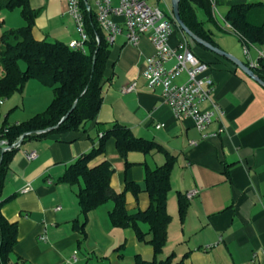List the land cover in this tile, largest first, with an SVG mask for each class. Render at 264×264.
<instances>
[{"label": "crops", "instance_id": "0c3cea01", "mask_svg": "<svg viewBox=\"0 0 264 264\" xmlns=\"http://www.w3.org/2000/svg\"><path fill=\"white\" fill-rule=\"evenodd\" d=\"M29 1L31 8L37 11L32 26L36 40L68 45L78 38L75 23L68 13L67 0ZM145 1L174 19L171 0ZM249 2L264 3V0H226L224 15L229 6ZM113 3L117 5L118 0ZM3 15L0 14V37L5 28L16 29L25 25L21 15L9 24L5 23ZM115 20L121 23L119 18ZM176 26L169 37L170 47L177 48L185 42L193 55L208 65V75L214 82L211 97L222 115L209 126L207 133L210 137L204 139L192 119L175 118L163 102L161 89H147L141 73L146 59L155 52L147 37L143 36L137 46H131L123 35L117 36L110 44L103 100L96 120L83 130L26 139L12 157L1 198H10L1 211L18 227L17 244L10 256L12 262L135 264L136 255L145 260L152 258V247L139 242L131 229L112 225L109 218L114 207L112 201L88 214L86 238L83 239L77 230L84 222L77 197L80 185L57 182L79 156L88 153L98 143L104 131L113 123H119L135 136L159 144L175 158L170 192L175 190L176 204H170L169 192L167 211L171 216L170 224L174 222L169 212L172 209L180 226L172 241L188 243L187 251L181 256L182 259L188 255L183 264H264V88L231 60L199 45ZM204 27L209 31L214 47L249 67L250 61L242 50L244 44L230 27L232 37L227 38L217 35L205 24ZM102 32L106 37L105 31ZM250 47L260 54L255 59L250 53L251 62L258 64V59L264 58V45ZM174 65V60L166 63L167 68ZM186 79L183 73L176 82L180 84ZM133 84L135 90L126 92L125 89ZM44 88L46 86L38 80L26 83L24 92L31 91L39 97L27 108L21 104L22 116L13 123L7 120L10 113L20 107L19 99L12 97L4 104L2 100L0 111L6 115L0 128L24 122L45 111L53 94L51 96ZM24 100L25 97L21 102ZM207 105L204 103L202 107ZM32 151L36 158L28 161L25 154ZM102 159L108 160L112 166L111 186L116 192L123 191L126 182L136 183L143 189L144 166L154 169L166 160L162 153L130 152L126 158L130 165L126 166L112 139L106 143L104 155L94 163ZM27 186L30 190L23 192ZM191 192L196 195L188 199L187 194ZM179 193L189 203L183 223L178 216ZM149 203L145 192L137 198L132 193L126 194V208L131 213L146 210ZM169 226L165 248L171 242ZM141 227L147 231L146 225ZM122 245L123 248L116 250ZM172 253L176 258L177 254Z\"/></svg>", "mask_w": 264, "mask_h": 264}, {"label": "trees", "instance_id": "16d2710c", "mask_svg": "<svg viewBox=\"0 0 264 264\" xmlns=\"http://www.w3.org/2000/svg\"><path fill=\"white\" fill-rule=\"evenodd\" d=\"M226 0H180V18L186 27L198 38L215 46L205 22L197 19L196 7L203 9L209 20L214 17V9L224 6ZM83 7L84 4H82ZM18 9L25 25L4 30L0 37V100H7L14 94L22 93L29 80H38L51 88L53 99L42 113L14 125H6L8 133L4 137L13 143L22 138H43L53 134L79 131L94 122L102 105V88L110 54V44L99 27L95 14L85 13V29L88 34L86 53H81L60 42L38 41L32 35L37 11L29 0H0V11ZM175 27L176 22L172 19ZM224 21L243 44L264 45V3L249 2L231 5L224 15ZM23 65V66H22ZM255 75L264 82V58L258 59V67L252 68ZM76 106L73 108V105ZM65 120L62 121V119ZM114 140L118 155L126 161L130 152L144 155L162 153L163 165L154 169L144 167V188L133 182H126L124 190L116 192L111 186L112 166L106 159L94 163L105 153L108 140ZM16 150L0 151V264H18L10 256L17 244L18 227L10 223L2 214V207L10 200H2L6 174ZM126 166L130 164L126 161ZM175 158L154 141L135 136L132 131L113 123L102 133L92 149L79 156L58 183L71 186L80 185L77 197L84 222L77 228L86 238L85 227L88 214L106 204L114 203L109 212L112 225L116 228L131 229L139 242L150 245L153 256L150 260L135 256V264H183V258L174 263L175 255L162 258L168 242V226L171 216L167 211L168 194L171 190V174ZM141 192L149 197V207L142 211L129 212L126 208V194L136 198ZM188 200L178 194V216L184 222ZM147 226L144 231L141 225ZM120 246L116 250L123 248Z\"/></svg>", "mask_w": 264, "mask_h": 264}, {"label": "built area", "instance_id": "2783aa9c", "mask_svg": "<svg viewBox=\"0 0 264 264\" xmlns=\"http://www.w3.org/2000/svg\"><path fill=\"white\" fill-rule=\"evenodd\" d=\"M84 4L85 7L82 6ZM68 13L73 19L78 38L71 41L70 48L86 53V43L89 39L85 29V13H94L101 30L106 33V40L113 44L116 37L123 35L126 43L137 46L140 39L146 36L154 47V54L146 59L141 76L146 81L149 91L161 89L162 98L177 119L190 118L196 128L202 133L204 139L210 137L207 133L213 121L220 119L222 111L212 100L214 82L208 75L209 67L198 60L188 49L185 42L177 48H171L169 37L174 31L175 25L159 8L152 7L145 0H118L114 5L113 0H67ZM115 18H119L121 23ZM244 54L250 68H257L258 64L251 62L250 46L244 44ZM175 61L172 68H167L166 63ZM187 79L183 83L176 80L181 74ZM126 92L135 90V84L125 89ZM208 103L203 108L202 104ZM2 104V100H0ZM221 132V130H220ZM8 133L7 127L0 128L1 153L19 149L22 138L13 143L4 137ZM28 161L36 158L35 152H27ZM30 190L27 186L23 192ZM196 192L187 194L190 199ZM264 253V248L262 249Z\"/></svg>", "mask_w": 264, "mask_h": 264}, {"label": "rangeland", "instance_id": "374dc122", "mask_svg": "<svg viewBox=\"0 0 264 264\" xmlns=\"http://www.w3.org/2000/svg\"><path fill=\"white\" fill-rule=\"evenodd\" d=\"M256 1H258V0H256ZM224 9H225V6H221V7L215 8L214 11H213L214 12V17L212 16V19H210V20H209V16H207L206 13L203 11V9H201L199 7H196V14H197L198 20L204 21L205 22V26L207 28H213L217 35H224L227 38V37H232V35H231V33H229L230 32L229 26H228V24H226V22L224 21V18H223ZM0 14H4L3 16H4V20H5V23L6 24L7 23L9 24L12 20H17L18 17H20V15H21L20 14V11L18 9L13 10V11L2 10V11H0ZM8 28H5L4 30H9ZM4 30H3V32H4ZM228 39H230V38H228ZM240 48L241 47L239 45V49ZM242 50H243V47H242ZM263 51H264V49H263ZM250 53H251V56L253 58H255V59H257L259 57V55H260L258 53V51H256L253 47H250ZM1 76H2V74H1V71H0V77ZM44 90L47 93H50V95L52 96V90H51V88L46 87V88H44ZM12 97L14 99H19V104H20L19 106L20 107L17 110H15L14 112H11L10 113V116L8 117V120H7L8 123H13V121L17 117L22 116V113H21V111H22L21 110L22 109V105L27 108L30 104H33L35 98H37L39 96H37L36 93H33L31 91L25 93L24 90H23L22 93L14 94ZM23 97H25V100L23 102H21L22 99H23ZM11 98H9L7 100H4L3 104L5 102H7L8 100H10ZM2 105L0 106V108L2 107ZM0 112H1V114H0V125H1L3 123V121H4V117H5L6 114H4V113L2 114V111H0ZM169 199H170V204L172 202L175 203V201H176V193H175V190L174 189L170 192ZM169 212L173 215L174 222L171 223L170 226H169L170 227L169 228V231H170V234L172 235L171 236V242L169 243V246L167 248H165L163 254H164L165 257H167L172 252H175L177 254V256L175 258V261H174V263H175V262L179 261L181 259L182 254L187 251V249H188V243H174L172 241V239L174 238V234L176 232V229H178L180 226L178 224V220H177V216H176L177 214L175 213V211L172 210V209H169ZM126 254H130V252H126ZM150 259L151 258H148L147 257L146 260H150Z\"/></svg>", "mask_w": 264, "mask_h": 264}, {"label": "water", "instance_id": "95a60500", "mask_svg": "<svg viewBox=\"0 0 264 264\" xmlns=\"http://www.w3.org/2000/svg\"><path fill=\"white\" fill-rule=\"evenodd\" d=\"M179 2L180 0H171V6H172V13H173V18L176 22V24L178 25V27L186 34L188 35L190 38H192L196 43H198L199 45L204 46L205 48H207L208 50L212 51L213 53L225 57L229 60H231L233 63H235L248 77H250L251 79H253L254 81H256L259 85H261L264 88V82L259 79L255 73L253 72V70L246 66L245 64H243L241 61H239L238 59H236L235 57L223 52L222 50L210 45L209 43L205 42L204 40L198 38L196 35H194L187 27L186 25L183 23V21L180 18V13H179ZM76 106V103L73 105V108ZM66 117H64L62 119L65 120Z\"/></svg>", "mask_w": 264, "mask_h": 264}]
</instances>
